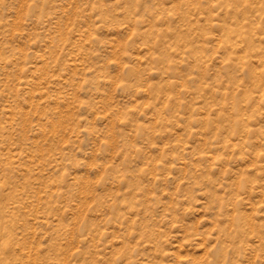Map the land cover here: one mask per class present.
I'll return each instance as SVG.
<instances>
[{"label": "rangeland", "instance_id": "rangeland-1", "mask_svg": "<svg viewBox=\"0 0 264 264\" xmlns=\"http://www.w3.org/2000/svg\"><path fill=\"white\" fill-rule=\"evenodd\" d=\"M0 264H264V0H0Z\"/></svg>", "mask_w": 264, "mask_h": 264}]
</instances>
